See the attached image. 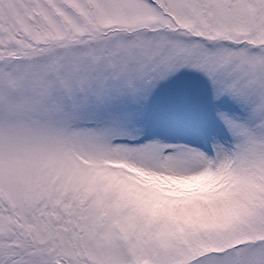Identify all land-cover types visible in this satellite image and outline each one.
I'll use <instances>...</instances> for the list:
<instances>
[{"label": "snow or ice", "instance_id": "1", "mask_svg": "<svg viewBox=\"0 0 264 264\" xmlns=\"http://www.w3.org/2000/svg\"><path fill=\"white\" fill-rule=\"evenodd\" d=\"M0 264H264V0H0Z\"/></svg>", "mask_w": 264, "mask_h": 264}]
</instances>
